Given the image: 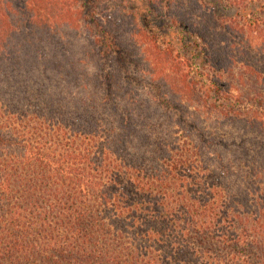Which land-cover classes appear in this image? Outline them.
Returning <instances> with one entry per match:
<instances>
[{
    "label": "trees",
    "instance_id": "16d2710c",
    "mask_svg": "<svg viewBox=\"0 0 264 264\" xmlns=\"http://www.w3.org/2000/svg\"><path fill=\"white\" fill-rule=\"evenodd\" d=\"M0 0V264H264V0Z\"/></svg>",
    "mask_w": 264,
    "mask_h": 264
},
{
    "label": "rangeland",
    "instance_id": "374dc122",
    "mask_svg": "<svg viewBox=\"0 0 264 264\" xmlns=\"http://www.w3.org/2000/svg\"><path fill=\"white\" fill-rule=\"evenodd\" d=\"M130 8L136 13V14H139L140 17H143V13H141V8H140V5L138 4V2L136 0L132 1L130 3Z\"/></svg>",
    "mask_w": 264,
    "mask_h": 264
}]
</instances>
